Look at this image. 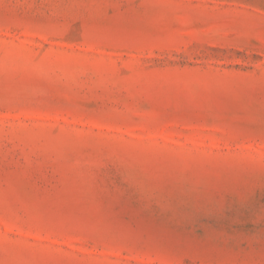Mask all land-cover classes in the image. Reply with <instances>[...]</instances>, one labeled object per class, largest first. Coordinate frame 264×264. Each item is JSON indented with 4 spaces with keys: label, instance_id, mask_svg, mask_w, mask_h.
<instances>
[{
    "label": "rangeland",
    "instance_id": "rangeland-1",
    "mask_svg": "<svg viewBox=\"0 0 264 264\" xmlns=\"http://www.w3.org/2000/svg\"><path fill=\"white\" fill-rule=\"evenodd\" d=\"M0 264H264V0H0Z\"/></svg>",
    "mask_w": 264,
    "mask_h": 264
}]
</instances>
